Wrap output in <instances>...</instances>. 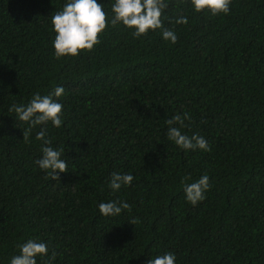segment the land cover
<instances>
[{"label": "trees", "instance_id": "16d2710c", "mask_svg": "<svg viewBox=\"0 0 264 264\" xmlns=\"http://www.w3.org/2000/svg\"><path fill=\"white\" fill-rule=\"evenodd\" d=\"M112 17L115 0H97ZM67 0H0V264L29 239L52 264H264V0H231L229 14L166 0L164 27L136 38L109 23L94 51L57 59L51 16ZM188 23L177 24L179 17ZM63 87L62 125L32 129L13 105ZM211 151L170 141L166 121ZM178 126V125H177ZM47 129L45 145L36 139ZM63 148L68 172L53 180L36 161ZM113 173L131 174L114 192ZM207 174L196 206L185 184ZM131 205L104 217L99 204ZM135 219V225L129 223Z\"/></svg>", "mask_w": 264, "mask_h": 264}, {"label": "clouds", "instance_id": "9594fccd", "mask_svg": "<svg viewBox=\"0 0 264 264\" xmlns=\"http://www.w3.org/2000/svg\"><path fill=\"white\" fill-rule=\"evenodd\" d=\"M196 12L210 11L213 15L229 14L231 0H191ZM169 7L166 0H115L112 4V17L104 11V5L97 0H67L62 10L56 11L51 16V24L55 32L53 47L55 57H78L82 52L94 51V46L99 45L100 36L103 35L109 23L112 27L122 24L131 30L136 38L147 36L150 31L160 30L165 40L173 44L177 42V35L174 31L164 27L163 13ZM177 24H187L186 17H179ZM64 93L63 87H57L53 94L41 96L35 94L27 106L13 105L9 111H14L20 121L29 124V128L23 129V140L29 142L32 129L39 125H47L49 122L59 128L62 123L63 105L53 99V96L60 97ZM185 120L190 116L179 114L166 121L168 127L167 136L177 146L184 150L211 151L207 140L198 134L191 137L182 133L181 129L187 127ZM178 125V126H177ZM47 129L41 128L36 134V139L45 145H50L51 140L46 139ZM42 158L36 163L41 170H44L53 180H60V173L68 172V165L61 158L63 148L54 149L50 146L42 147ZM134 180L131 174L113 173L109 187L119 191L122 186H130ZM210 190V181L207 174L201 176L196 182L185 184L186 200L196 206L202 202L205 193ZM99 212L104 217H115L127 209L131 211V205L123 201L102 202L99 204ZM133 219L129 223L135 225ZM37 257H48V247L44 242L29 239L20 245V253L11 258L10 264H37ZM56 258L55 252L51 259L45 260V264H52ZM176 257L172 253L158 255L150 259L147 264H175Z\"/></svg>", "mask_w": 264, "mask_h": 264}]
</instances>
